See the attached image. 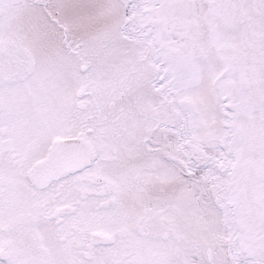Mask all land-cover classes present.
I'll use <instances>...</instances> for the list:
<instances>
[{
	"label": "snow or ice",
	"instance_id": "snow-or-ice-1",
	"mask_svg": "<svg viewBox=\"0 0 264 264\" xmlns=\"http://www.w3.org/2000/svg\"><path fill=\"white\" fill-rule=\"evenodd\" d=\"M0 264H264V0H0Z\"/></svg>",
	"mask_w": 264,
	"mask_h": 264
}]
</instances>
